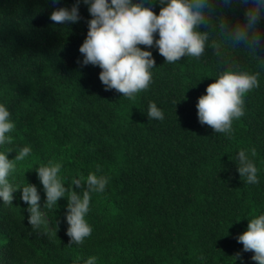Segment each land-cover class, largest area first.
Instances as JSON below:
<instances>
[{
    "label": "trees",
    "instance_id": "obj_1",
    "mask_svg": "<svg viewBox=\"0 0 264 264\" xmlns=\"http://www.w3.org/2000/svg\"><path fill=\"white\" fill-rule=\"evenodd\" d=\"M73 2L0 0V102L15 122L13 140L0 151L12 159L32 146L9 180L36 184L42 206L34 168L49 160L61 163L65 184L97 165L110 180L91 196L92 232L83 244H70L66 198L43 209L52 235L31 228L19 190L13 204L0 200V264H71L78 255H96L97 264H257L236 236L247 218L264 212V46L228 39L221 21L235 16L219 6L201 27L208 33L204 54L167 63L152 48V80L128 98L105 90L98 66L78 63L87 6L81 4L77 24L49 19L54 7ZM228 66L259 72V84L244 94L231 133H215L199 122L196 103ZM152 101L162 120L148 118ZM241 148L256 149L255 184L241 179L233 162Z\"/></svg>",
    "mask_w": 264,
    "mask_h": 264
},
{
    "label": "clouds",
    "instance_id": "obj_2",
    "mask_svg": "<svg viewBox=\"0 0 264 264\" xmlns=\"http://www.w3.org/2000/svg\"><path fill=\"white\" fill-rule=\"evenodd\" d=\"M81 4L87 6L89 18L87 34L79 46L82 59L78 58V63L98 66L105 90L115 89L128 98L146 89L152 80V69L156 67L152 48H156L167 63L204 54L208 33L201 27L209 23L219 6H228L235 16L232 21H221V29L228 39L253 49L264 46V0H74L70 5L54 7L49 19L60 26L77 24L83 19ZM156 6H159L158 14L153 10ZM234 69L226 67L207 85L205 94L197 98L199 122L211 126L215 133H231L233 120L244 113V94L259 84V72ZM146 114L149 119L164 118L163 110L154 101L149 103ZM14 129L8 105L0 102V146L13 140L10 133ZM15 152V157L9 159V152L0 151V200L12 203L14 193L19 190L20 199L28 205L27 219L31 228L52 235L43 209H51L61 198H66L64 216L70 244H83L92 232L86 219L91 196L104 192L110 177L97 165L86 177L78 174L71 184H65L59 175L61 163L49 160L34 168L45 194L42 206L36 184L27 182L19 186L10 182L15 162L29 156L32 146L25 144ZM255 153V148H241L233 161L240 178L249 184L259 180V170L252 159ZM247 219L246 230L236 239L242 242L243 251L254 253L253 261L264 264V212ZM240 255L238 252L236 258ZM97 260L96 255L86 258L78 255L71 264H97Z\"/></svg>",
    "mask_w": 264,
    "mask_h": 264
}]
</instances>
